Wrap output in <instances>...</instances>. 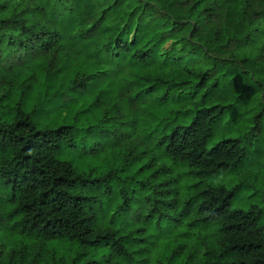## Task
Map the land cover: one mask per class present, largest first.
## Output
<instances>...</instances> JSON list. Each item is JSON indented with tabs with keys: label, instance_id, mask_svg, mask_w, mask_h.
<instances>
[{
	"label": "trees",
	"instance_id": "16d2710c",
	"mask_svg": "<svg viewBox=\"0 0 264 264\" xmlns=\"http://www.w3.org/2000/svg\"><path fill=\"white\" fill-rule=\"evenodd\" d=\"M26 69L46 96L65 80L60 120L44 127L20 103L0 116V264H145L124 229L136 192L120 170L94 178L70 159L103 122L133 127L122 168L147 174L137 188L149 214L171 211L169 234L215 228L208 264H264L262 210H231L239 188L206 185L242 169L264 134V0H0V101ZM177 173L197 181L185 201ZM56 241L78 250L60 256ZM184 248L166 264H189Z\"/></svg>",
	"mask_w": 264,
	"mask_h": 264
},
{
	"label": "rangeland",
	"instance_id": "374dc122",
	"mask_svg": "<svg viewBox=\"0 0 264 264\" xmlns=\"http://www.w3.org/2000/svg\"><path fill=\"white\" fill-rule=\"evenodd\" d=\"M8 78L12 79L15 84L12 88V95H9L10 100L0 101V116L8 119L6 113L13 112L17 104L20 103L27 112L38 107L39 113L36 121L39 124L44 127H56L60 120V106L55 100H52V95L59 84L65 80L55 79L51 83L53 89L46 96L45 91L40 88L43 80L38 76L33 77L31 70L26 69L23 73H9ZM40 93L46 98L40 100ZM46 99L51 100L52 103L44 107L41 102ZM226 122L227 120L221 123L218 130H222L226 126ZM92 127L83 140L82 146L85 155H72L70 159L81 168L84 167L86 172L91 173L94 178L101 177L111 169H118L120 173L117 175V182L120 181L126 185L128 191L136 192L124 219V229H126L125 233L138 230L135 238L139 242L135 249L144 251L142 255L146 258L145 264H158L159 261L166 264L168 253L180 243L186 245V248L180 251V259L189 256V252H192L190 259H188L189 264H208V260L203 259L202 256L205 253L207 242H210L206 236H212L215 233V228H210L204 232L199 227L194 229L184 227V229L180 228L176 231L189 233L193 237L192 240L181 237V235L169 234V222L162 215L172 216L171 211L162 209L161 212L149 214L153 202L146 203L148 194L139 192L137 188V183L143 181L147 174L138 175L139 165L134 162H131L129 168H122L124 154L122 151L131 142L132 136L135 135L133 127L126 125L111 128L106 122ZM214 144L215 141L209 147L211 148ZM254 144V152L242 169L223 171L218 176L209 179L206 185L212 188H239L232 201L231 210L247 211L253 206L259 207L263 212L261 224L264 226V134L258 136ZM178 174L180 173L176 175ZM178 178H182L178 187L179 199L185 201L195 193L196 189L192 190L189 187L195 185L197 181L191 179L190 181L187 177L182 176V173L177 176ZM48 247L52 250L55 249L60 256H70L78 250L77 245H72L67 241L49 242Z\"/></svg>",
	"mask_w": 264,
	"mask_h": 264
}]
</instances>
